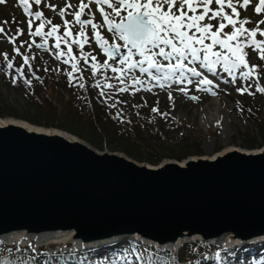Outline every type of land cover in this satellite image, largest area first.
Listing matches in <instances>:
<instances>
[{
	"label": "water",
	"instance_id": "obj_1",
	"mask_svg": "<svg viewBox=\"0 0 264 264\" xmlns=\"http://www.w3.org/2000/svg\"><path fill=\"white\" fill-rule=\"evenodd\" d=\"M78 139L0 125V240L61 232L66 248L130 236L176 248L264 237V150L155 167Z\"/></svg>",
	"mask_w": 264,
	"mask_h": 264
},
{
	"label": "snow or ice",
	"instance_id": "obj_2",
	"mask_svg": "<svg viewBox=\"0 0 264 264\" xmlns=\"http://www.w3.org/2000/svg\"><path fill=\"white\" fill-rule=\"evenodd\" d=\"M6 2L7 0H0V4ZM18 3L26 17H30L27 19L29 36L41 37V41H21L17 47V37L22 36L24 30L17 26L15 33L10 35L4 27L9 24L7 20L0 23V35L12 44L13 52L22 57L29 72L32 71L30 60L35 59V56L21 53V47L27 44L29 50L33 47L45 48L48 39L54 37L52 51L55 59L70 65L71 68V71L67 72L69 84L84 88L85 84L79 82L81 77L74 73H82L87 68L96 80L94 86L100 89L101 97L111 98L105 89L124 93L130 88L133 92L144 88L145 81L136 76L137 70L146 74L150 82H154L153 86L160 88H164L169 82H187L195 84L199 90L212 91L213 80L196 66L189 67V64L198 65L199 69L206 70L213 76H221L222 71L231 79L221 78L233 85L237 79L242 82L254 81V92L251 90L252 83L242 84L236 89L241 95H255L257 92L264 94V86L260 84L264 65L250 66L248 59V50H251L259 60L264 61V39H257L258 33L264 37V29L260 27L264 25V18L256 21L255 27L250 29L246 25L252 23L251 19H242L238 10H247L251 0H79L78 7L66 3L65 7L59 8L58 15L61 18L66 15L73 17L71 21L63 19L62 25L53 24L51 19L44 17L42 11H32V3L40 6L42 0H31V3L30 0H18ZM44 6L57 11L55 5L45 3ZM70 9L72 11H69ZM253 10L255 15H264V0H258V3L253 5ZM86 16L87 18H84ZM37 20L40 24L33 31L32 25ZM46 25L50 27L44 32ZM74 25H79L75 37L72 32ZM89 26L91 39L87 31ZM61 27L64 28L62 35L59 34ZM103 32L110 34L111 42ZM69 37L72 39L69 40ZM61 43L65 45L66 50L61 48ZM93 43L98 52L96 49L93 52H85V46H91ZM73 45L79 50V56L73 54ZM121 49L126 52L122 53ZM98 54L106 57L103 63L97 60ZM0 55L3 57L0 63L4 65L0 67V72L7 73L13 69V59L16 57L9 59L7 52ZM24 64L17 68L16 74L12 76L11 83L14 85L18 78L24 77ZM108 70L114 75H106ZM99 76L104 77L105 83H100ZM110 79L117 80L118 84L108 83ZM24 83L30 85L31 80L24 79ZM146 90L151 91V88ZM178 91L187 94L188 90L181 87ZM190 99L198 100L199 97L191 96ZM168 100L170 106L174 107V98L170 91ZM152 111L164 117L168 116V113L159 112L158 107H153ZM32 264H35L34 257Z\"/></svg>",
	"mask_w": 264,
	"mask_h": 264
},
{
	"label": "rangeland",
	"instance_id": "obj_3",
	"mask_svg": "<svg viewBox=\"0 0 264 264\" xmlns=\"http://www.w3.org/2000/svg\"><path fill=\"white\" fill-rule=\"evenodd\" d=\"M45 3L55 5L57 7V11H52L51 8L45 7ZM66 3H70L78 7L79 0H42V4L40 6L32 3V11H42L44 17L51 19L53 24L62 25L63 19L70 21L73 20L71 15H66L64 18H61L58 15L59 8L65 7ZM256 3H258V0H251V4L247 10L242 9L244 11L243 13L241 12L242 18L246 16V18L251 19L252 23L246 25V27L250 29L255 27L256 21L264 18V15L254 14L253 5ZM69 11H72V9ZM93 11H95V8H93ZM13 18H15V22H13ZM29 18L30 17H26L24 14L23 8L18 3V0H7L6 4H0V23L5 20L9 21L8 25H4L5 31L10 35L14 34L17 26L24 30V34L17 37V47L20 46L21 41H28L29 43L32 39L36 40L37 43L41 41V37L29 36L27 25V19ZM84 18H87V16ZM39 24L40 21H34L32 30L35 31V28ZM49 27L50 26L46 25L43 31L47 32ZM260 27L264 29V25H261ZM78 29L79 25L72 26L73 37H75ZM225 30L228 31L229 29ZM87 31L89 38L91 39L92 33L90 26L87 28ZM63 32L64 28L61 27L59 34L62 35ZM103 34L109 38V41L111 42L110 34L107 32H103ZM68 39L71 40L72 37H69ZM257 39H262L259 33L257 35ZM54 43L55 38H49L47 48L36 49L33 47L30 54L28 52L29 49H27V44H25L21 47V53L31 56L34 52L32 50L34 49L40 56L48 58L51 62H58V64L62 67L63 62L57 61L53 54L52 49ZM61 48L66 50L63 43H61ZM94 49H96V45L93 43L91 46L86 45L84 51L93 52ZM96 51L98 52V49H96ZM248 51L250 66L252 64L258 65L260 62H255V60L258 59V56L255 53H252L251 50ZM5 52L9 54V59H12L13 55H15V57L21 61L18 62L16 58L13 59V69L8 70L7 73L0 72V93L3 95L5 102L8 105L13 106L19 116L23 115L24 117H27L28 115L32 117L37 115L39 119H48L50 115L43 112L40 106L37 107L34 104L35 102L31 101L30 98L32 96L28 95L26 89L21 87L17 88L9 83V78H12V76L16 74V69L24 64V62L21 56H18L13 52L12 44H10L5 37L0 35V54ZM73 54L79 56V50L75 45H73ZM94 54H96V52H94ZM2 59L3 57L0 55V61H2ZM104 59H106V57H104L103 54L97 55V60L101 63H103ZM15 62L18 63L16 64ZM1 64L3 65V63ZM81 64H83V61H81ZM67 66L68 71H71L70 65ZM192 66H196L198 70L203 71L204 75L213 80L212 91L199 90L195 84H188L187 82L183 84L169 82V84L164 88H160L159 86H153L154 82H150V78L146 74L140 73L138 70L135 73L136 76L145 81V87L140 88L138 92H133L131 88L128 92L124 93L115 92L114 89H105V91L113 97L114 109L121 108L122 110L118 109L117 111H124L133 115L138 114L142 117V119L147 121L150 130L147 128L145 129L148 130L150 134L142 133V135L146 144L149 145L151 153L155 156H160L154 162L149 160L147 155L145 157H139L126 153V151L119 147L120 144L125 146V143H123L121 139H118V142H109L108 140L101 138V145H96L84 137L82 138L89 141L99 150L121 151L139 162H148L153 164H158L161 160L166 158L181 160L188 155H211L227 145L235 144L236 146L247 148L262 145L264 143L261 136L262 127L260 126L262 122H258L255 117L251 115L241 113L240 107L241 105L248 104L249 107L257 110L255 113L259 115L261 119H264V94L257 92L255 95H249L248 93L241 95L236 91V89L241 87L242 84L252 83L253 87L251 90L254 92L255 82H242L237 79L235 85H233L225 82V79L230 80L231 78L227 77V74L222 71L221 76H213V74L208 73L206 70L199 69L198 65L189 64V67ZM85 70L89 75H92L87 68H85ZM105 74L109 77L114 75L110 70H108ZM74 75L79 76V73H74ZM221 77H224L225 79H222ZM98 78L101 84L105 83L103 76H99ZM91 79L94 81L95 85L96 80L93 77H91ZM195 79L196 78H193V80ZM107 82L113 85L118 84V81L115 79H110ZM260 84L264 86L263 72H261ZM216 85H218V87H216ZM136 87L139 88V85ZM181 87L187 88V94L180 93L178 91ZM147 88H151V91L146 90ZM169 91L172 92L174 98V107L169 104ZM213 92L215 94H213ZM191 96H197L199 99L192 100L190 99ZM157 101H159L158 104ZM136 105H139V107H135ZM153 107H158L159 112L168 113V116L164 117L159 113L153 112ZM55 120H58L57 117ZM188 143H193V146L197 147L198 151L192 150L189 153H186L184 149H186ZM13 238L14 237L8 239V241ZM16 238L18 241L16 240L17 242H14V244H9L8 242L0 243V248L3 250H7V248L33 250L41 248L44 252H50L57 248L55 246L57 242L51 243L50 241V243H44L43 245L32 248L31 246L26 245L27 240H25L26 244L24 243V245L21 246V244H17L21 243V239L18 237ZM33 241H40L43 243L44 239L41 238ZM33 241H31V243H34Z\"/></svg>",
	"mask_w": 264,
	"mask_h": 264
},
{
	"label": "trees",
	"instance_id": "obj_4",
	"mask_svg": "<svg viewBox=\"0 0 264 264\" xmlns=\"http://www.w3.org/2000/svg\"><path fill=\"white\" fill-rule=\"evenodd\" d=\"M33 55L35 59L30 60L32 71L29 72L28 65H24V77L18 78L15 85L11 83L10 77L9 83L17 88L26 89L28 95L32 96L31 101L35 102L37 107L40 106L41 110L50 117L39 119L37 115L19 116L16 109L5 102L1 93L0 117L28 119L27 121L39 123L38 125L57 127L84 137L96 145H101V138L109 142H118L121 139L125 146L120 144L119 147L130 155L139 157L147 155L153 162L160 157L151 153L149 145L143 139L142 133L150 134L145 129L150 130L147 121L126 113H113L96 90H90L85 83L84 88L69 84L64 68L37 52H33L31 56ZM24 79H30L31 84L24 83ZM246 109L258 122H262L261 136L264 140V119L252 112L249 107ZM196 148L193 143H188L184 151L186 153L192 150L198 151ZM33 257L35 264H216L217 262L264 264V240L257 251L249 252L247 255L239 246L221 249L215 245H203L199 241L183 243L177 253L141 246L126 239L113 246L104 245L97 250L85 251L34 252L22 248H7V250L0 248V264H32Z\"/></svg>",
	"mask_w": 264,
	"mask_h": 264
},
{
	"label": "bare ground",
	"instance_id": "obj_5",
	"mask_svg": "<svg viewBox=\"0 0 264 264\" xmlns=\"http://www.w3.org/2000/svg\"><path fill=\"white\" fill-rule=\"evenodd\" d=\"M8 122H12V123H16V124H19L21 125L22 127H24L25 129H28V130H31V131H35V130H40V131H53V132H58L62 135H64L65 137H68L72 140L74 139H78L79 137H77L76 135L74 134H71L69 133L68 131L66 130H62V129H59L57 127H46V126H42V125H38V124H35V123H32L30 121H27V120H24V119H20V118H14V117H0V125L2 124H5V123H8ZM79 140V139H78ZM81 140V139H80ZM92 145V144H91ZM233 149H237V150H241V151H244V152H258V151H261V150H264V144L260 145V146H255V147H250V148H247V147H240V146H236L235 144L234 145H227V146H224L222 149H220L219 151L217 150L215 153L211 154V155H200L199 157H209V158H213L214 156L216 155H220V154H223L225 153L226 151L228 150H233ZM99 150V149H98ZM99 151H102V150H99ZM195 157H198V155H191L189 156V158H195ZM187 160V157L185 158H182L181 160H177L179 162V164L183 165ZM165 161H172V160H169V159H164L162 161H160L158 164L156 163L155 164V167H160L164 164ZM140 165H142L141 163H139ZM150 164V163H149ZM151 165H154V164H151ZM46 235V234H45ZM66 234L65 233H61V232H58L57 234H53V235H48V236H41L39 237L40 239H45L44 240V243H52V242H61L62 238L65 237ZM20 238V237H18ZM8 239L10 238H7V239H2L0 240V243H13L14 242H17V238L14 237L13 239L9 240ZM7 240V241H6ZM17 240V241H16ZM22 240V238H21ZM25 240H27V238H24V241H21V243H17L18 245L21 244L24 245V243L26 244ZM48 240V241H47ZM50 241V242H49ZM20 242V241H19ZM34 242V241H33ZM44 244L40 241H36L34 243H31L29 244V246L31 247H36L37 245H41V244ZM27 244H28V241H27ZM26 244V245H27Z\"/></svg>",
	"mask_w": 264,
	"mask_h": 264
}]
</instances>
